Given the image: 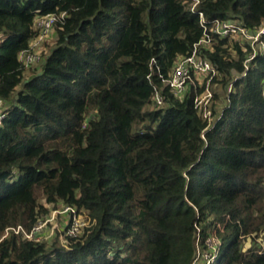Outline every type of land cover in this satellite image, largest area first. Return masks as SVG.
<instances>
[{"label":"trees","instance_id":"16d2710c","mask_svg":"<svg viewBox=\"0 0 264 264\" xmlns=\"http://www.w3.org/2000/svg\"><path fill=\"white\" fill-rule=\"evenodd\" d=\"M190 2L0 0V264H193L213 235L210 264H264V54L246 70V40L200 46L217 70L209 125L192 92L147 78L152 58L167 76L202 37ZM196 9L264 25V0ZM46 14L55 45L26 77ZM59 202L88 220L65 244L5 234Z\"/></svg>","mask_w":264,"mask_h":264},{"label":"built area","instance_id":"2783aa9c","mask_svg":"<svg viewBox=\"0 0 264 264\" xmlns=\"http://www.w3.org/2000/svg\"><path fill=\"white\" fill-rule=\"evenodd\" d=\"M197 3L198 0H191L189 7L190 10L198 13L199 15L200 25L202 27V37L193 45V48L188 55L181 56L177 59L167 76H164L161 73V66L156 58H152L149 63L150 73L147 78L148 81L153 84V80L151 79L152 76H158L160 81L167 85L175 96H183L187 92H192V102L194 107L200 109L202 117L208 121L209 125L213 119L210 108L212 103L211 80L214 76H216L217 70L207 58L201 55L199 52L200 46L210 42L212 39L210 34L212 33L216 34L218 37L228 36L246 40L252 48V52L244 62L245 69L247 70L249 62L254 59L259 52L264 54V25L252 32L250 29L237 21L222 20L216 17L207 19L201 11L196 9ZM54 19L55 18L52 14L38 16L34 20V25L36 22V26L34 27L39 32H42L43 30L52 27ZM39 59L40 56L33 53V51L23 57L26 65L35 63ZM154 87L156 86L154 85ZM154 98L157 106H161L163 104V97L159 91H156ZM1 104L2 101L0 99V105ZM2 117L3 114L0 113V120ZM63 209L64 212L62 213L69 215L67 229L65 230V239L67 235H78L82 228L88 224V220H86V214L81 210H77L75 207L64 205ZM79 215L83 216L80 218L81 221H78ZM42 221L44 222V219ZM42 221H39L35 226H33L30 232L25 231L21 225H17L15 227H8L5 234H8L9 232H21L27 239L39 240L43 237L41 236L43 234V223L40 225ZM216 227L222 229L223 225L221 223H217Z\"/></svg>","mask_w":264,"mask_h":264},{"label":"rangeland","instance_id":"374dc122","mask_svg":"<svg viewBox=\"0 0 264 264\" xmlns=\"http://www.w3.org/2000/svg\"><path fill=\"white\" fill-rule=\"evenodd\" d=\"M34 26H36V22ZM55 39L54 29L53 27H50L49 29L43 30L42 32L40 31L39 34L31 40L33 53L38 54L40 56V59L35 63L28 65L25 74L26 77L29 76L31 72L36 73L40 70V65L41 62H43V57L49 52L50 48L55 45ZM215 87L216 84L212 86V88ZM48 209L49 211L44 217V222L42 221L40 223V225L43 223V234L41 236H43L42 238L46 239L51 244L53 242L57 244H65L66 241L64 239V236L65 230L67 229L69 215L62 213L64 212V209L60 202L57 203L54 207L52 205H48ZM81 217L83 216L79 215L78 221H81ZM206 243L208 244L207 248L203 250L200 249L198 251V255L193 264H210L213 261L211 252L217 249V246L220 244V242L213 235L206 239Z\"/></svg>","mask_w":264,"mask_h":264}]
</instances>
